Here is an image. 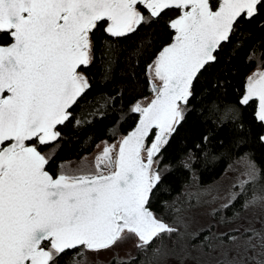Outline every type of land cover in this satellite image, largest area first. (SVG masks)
I'll use <instances>...</instances> for the list:
<instances>
[{
  "label": "snow or ice",
  "instance_id": "1",
  "mask_svg": "<svg viewBox=\"0 0 264 264\" xmlns=\"http://www.w3.org/2000/svg\"><path fill=\"white\" fill-rule=\"evenodd\" d=\"M254 32L260 38L250 43ZM0 36V264H85L89 255L111 264L102 252L117 264H159L199 232L207 233L192 246L201 264H264V166L244 151L243 172L222 197L217 183L198 182L196 168L243 148L244 107L254 104L264 122V0H0ZM244 54L260 64L232 99L226 77ZM121 57L119 91L103 90ZM94 64L98 81L88 74ZM145 83L150 97L140 95ZM193 112L223 138L209 147L205 130L165 163ZM89 125L105 134L94 166L81 157L53 170L66 131ZM174 171L191 176L172 195ZM216 200L219 220L182 230ZM237 202L259 209L258 223L227 216Z\"/></svg>",
  "mask_w": 264,
  "mask_h": 264
},
{
  "label": "trees",
  "instance_id": "2",
  "mask_svg": "<svg viewBox=\"0 0 264 264\" xmlns=\"http://www.w3.org/2000/svg\"><path fill=\"white\" fill-rule=\"evenodd\" d=\"M259 33H253V40L250 43H254L255 40H258ZM0 39H3L0 36ZM135 47V45H133ZM237 63L238 71H235L228 75L226 79L229 81L227 85V92L230 95V98L235 99L238 94L239 89L242 87L244 82V77H246L250 72H252L259 64L260 57H256L249 62L247 55L244 54L241 56ZM125 71V63L123 61V57H121L120 62L117 63L114 70V77L112 81H109L106 87L101 86L103 90L111 89L114 84L117 86V91H119V84L123 79V72ZM88 74L93 77L94 81L99 80L100 69L97 65H93L88 69ZM94 87L96 84L94 83ZM209 84L204 82L202 84L203 89H208ZM151 94L149 87L147 84H144L143 89L140 91V95L143 97H148ZM200 92H197L199 95ZM127 95V94H126ZM199 107V105H198ZM254 104H249L247 107L242 109V121L243 129L237 130V138L243 140L244 146L237 151L236 146H233L230 153H225L221 158L208 162L201 161L196 165L197 168V177L198 182L206 186L212 183L214 180L219 178L227 167L237 159L244 151H250L253 153L254 159L261 166H264V141L260 140V136L264 132V124L263 122L257 120L254 116ZM118 116V113L116 114ZM115 116L113 117V122H115ZM107 128V124L104 126ZM231 127V126H229ZM128 128V123H125L121 128V132L126 131ZM205 130L212 133V143L209 147H214L219 145V141L223 138L225 130H221L219 134L216 133L214 126L209 123H205L203 117L198 116L197 113H189L187 121L180 127L179 132L176 134L175 138L172 141V144L165 152L166 160L165 163L168 162L169 158L178 157L179 153L184 150V148L191 147L193 143L197 141V139L205 132ZM93 133L95 135V139L91 141V146L89 144L88 134ZM66 135H68V139L63 142L62 147L59 148L58 153L56 154V158L53 161L51 167L53 170L59 165L61 161L66 160H75L81 157L83 154L90 153L95 145L101 140L105 139L104 129L96 126L89 125L82 130L74 131L69 128L66 131ZM116 136H112L109 139L114 140ZM191 173L188 172H172L170 175L166 177V182L172 188V195H175L176 191L179 190L180 185L184 183V181L190 178ZM160 199H169L170 196L167 194H158ZM242 205L240 202H237L235 206L228 210L227 216L232 217L233 219L242 214ZM235 214V215H234ZM223 215V213L217 214ZM214 216V217H216ZM228 225V224H227ZM184 231V230H183ZM207 234L206 232H199L197 236L190 237L185 235L183 241H179L176 244V253L171 256H167L162 258L159 261V264H185L186 258H188V251L181 248L182 244H189L195 242V244H199L200 240L203 236ZM171 246V242H169ZM189 260V259H187ZM111 264H117L115 259H111Z\"/></svg>",
  "mask_w": 264,
  "mask_h": 264
},
{
  "label": "rangeland",
  "instance_id": "3",
  "mask_svg": "<svg viewBox=\"0 0 264 264\" xmlns=\"http://www.w3.org/2000/svg\"><path fill=\"white\" fill-rule=\"evenodd\" d=\"M150 96H151V94L148 97H150ZM99 147H100V142H98L95 145L94 149L90 153L83 154L81 156V157H85L87 159V161L89 162V166H94L93 157H94V154L99 150ZM81 157H79L78 159H75V160H66V161L78 162ZM76 166L77 165L75 163L72 164L73 168H75ZM242 172H243V164L237 158L227 167V169L224 171V173L219 178H217L216 180H214L212 183H210L208 185H212L214 182L217 183L220 186L219 195L222 197L224 195V191L228 188V186L230 184L233 183L234 178L237 177L238 175H240V173H242ZM241 178H243V177L241 176ZM222 203H223V200H216L215 203L209 201V202L205 203L202 207L196 208L193 211V214L191 216L188 228L182 229V230H184L186 232H196L199 229L203 228L204 226L208 225L210 222H212L214 220H219L221 218V215L214 217L213 214L211 213L210 209L217 207V205L222 204ZM257 215H260L259 209H254V210H250L247 212L243 211L242 214H240L239 216H237L234 219L236 220V223H243L244 220H247L248 223H258V221L256 220ZM241 217L243 218V220L240 219ZM232 226H233L232 224L220 225L217 227L216 230L224 231L226 229V227H232ZM189 238L190 237L188 236V239ZM225 238H227V237H225ZM193 245H198V244H195V242L189 243L187 249H184V250L188 251V253H187L188 258H186L185 264H201V262L205 259V257L200 252V250L198 248L192 247ZM118 251H119V254L121 256L125 255L127 252V245H122ZM169 256H171V255H169ZM215 258L216 257H212V259H215ZM111 259H115L113 257V254H111V253L102 252L100 254V260L101 261H108ZM187 259H189V260H187ZM95 260H96L95 257H92L91 255H89V257L85 260V264H95Z\"/></svg>",
  "mask_w": 264,
  "mask_h": 264
},
{
  "label": "water",
  "instance_id": "4",
  "mask_svg": "<svg viewBox=\"0 0 264 264\" xmlns=\"http://www.w3.org/2000/svg\"><path fill=\"white\" fill-rule=\"evenodd\" d=\"M258 120V119H257ZM263 124H264V122H263ZM262 135H264V132H263V134Z\"/></svg>",
  "mask_w": 264,
  "mask_h": 264
}]
</instances>
